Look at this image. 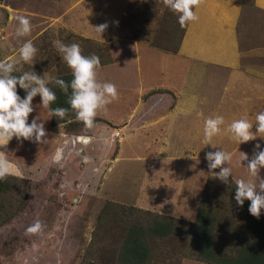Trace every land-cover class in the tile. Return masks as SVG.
Masks as SVG:
<instances>
[{"label": "rangeland", "instance_id": "374dc122", "mask_svg": "<svg viewBox=\"0 0 264 264\" xmlns=\"http://www.w3.org/2000/svg\"><path fill=\"white\" fill-rule=\"evenodd\" d=\"M102 1L108 7L110 6V11L105 5L101 7L104 23L112 21L117 25V33H114L109 41L132 40L166 53H172L169 50L176 47L178 40L176 28L178 17L169 11L161 0H120L123 2L122 9L120 8L115 16H111L112 18L106 15L110 14L114 2L112 0ZM5 2L14 9L15 3L30 8L32 1L5 0ZM72 2L74 0H51L48 5L45 1L38 4L35 2V6L43 11L47 9L50 16L61 17L64 10ZM87 2L92 4L91 0H87ZM242 4L243 9L239 24L242 36L241 46L244 50L242 66L259 65L264 69V15L262 14L263 16L260 17L258 12L253 11L252 0H242ZM3 5L4 2L2 6L0 5V27L7 18L4 14ZM63 17L66 18V16ZM169 31L171 35L167 37ZM257 31H261L263 35L257 34ZM69 35L70 32L60 31L58 39L66 45L78 44L84 56L92 55L88 54L91 50L96 53L97 49H101V44L107 46L108 54L111 52L108 41H102L103 43L100 44V41L96 42L91 39L87 41L79 37L81 42L73 37L69 39ZM27 39H30V35L27 36ZM51 40L41 36L40 40L32 41L38 51L32 63L27 67L30 68L28 72H36L45 79L70 70L60 58ZM92 43L98 44L96 48L92 46ZM2 45L3 42H0V50H2ZM157 45H165L169 49L162 50ZM252 46H258L262 54H247L248 49L246 47ZM161 51H159L160 54L149 49L136 51L133 45L129 43L124 47L117 45L114 53L118 54L121 70L119 74L114 72L113 75L123 79L121 87L117 89L119 98L107 105L106 110L99 111L98 114L101 113L106 118L114 117L113 123L118 125L119 117L127 116L133 104L139 101V98L140 100L144 99L136 93L139 78H143V84L146 86L151 85L152 87V85L163 84L166 78L160 72L163 67L167 66L161 62L162 55H168ZM137 54H141L140 58H137ZM99 58L100 62H103L105 56ZM181 63L182 58L179 56L178 65L180 67L182 66ZM23 68L25 69L24 64ZM149 68H157L158 73L149 75L146 73ZM110 74L112 76V72ZM99 75L97 72L98 82H100ZM207 78H205L204 83L210 82ZM220 80L221 77L217 76L216 81ZM200 83L203 82L200 81ZM218 86H214V90L210 89L207 92L208 95L205 97L208 100H216L219 97L221 92L218 90ZM127 89L129 90L125 91ZM205 93L204 90H198L197 95ZM24 94L26 93L23 90L22 97ZM158 98L172 99L167 93L158 96ZM99 127H104L105 132H102ZM113 128L112 125L107 127V124L97 118H95L94 126L91 129L86 128L82 122L75 120L71 124L55 126L53 139L43 138L46 139L44 143L23 140L20 154L17 153L16 156H12L14 154L10 151L11 156L9 155V157L19 159L13 160L14 164L10 162L14 166L13 174L19 170L20 175L18 176L28 180L29 192L26 202L12 214L13 216L7 223L0 226V264H80L106 202L113 201L134 206L133 203L136 198L134 187L142 179L144 175L143 166H145V162L139 161L140 158L137 157L146 156V154H140L144 150L143 143H146L147 138L142 139L135 136L128 140V136L123 139L124 142L122 140L109 142L106 137L110 135ZM123 134L126 135V132ZM83 138H85L84 141ZM51 141H53L52 144ZM148 141L150 144V140ZM121 147L122 152H120ZM151 149L150 147L149 150ZM57 150H60L58 160L54 159ZM238 158L239 155H232L230 163L236 164L234 162ZM196 162L203 163L194 160L193 163L189 164V167L196 166ZM241 163L247 165L246 162ZM156 164L164 166L160 168L164 171L155 170L154 174L161 171L180 176L178 156H172L166 161L157 160ZM236 165L241 169L242 174L247 173L245 166L239 163ZM141 167L142 169H140ZM188 173L194 175L192 171ZM259 174L261 175L259 178L264 179V168L260 170ZM198 176L203 177L204 175L199 172ZM195 180L192 178L193 182ZM200 183L191 185L187 184L186 181L185 186L192 187L195 192ZM220 184V180L209 174L207 182L200 190V199L204 189L210 191ZM174 186L178 187V182ZM177 190L178 188H173L171 198L164 196L162 199L165 202L162 205H169L168 210H172V215L178 213L175 211L178 208ZM261 212L264 213V209ZM173 217L177 218V216ZM37 220L44 225L43 230L37 234L25 235V230ZM108 234L110 232L107 233L106 237ZM179 242V238L178 245L173 240L160 241L158 250H162L156 255L155 264H210L184 256V251L175 249L180 245ZM103 243L104 240L101 241V244Z\"/></svg>", "mask_w": 264, "mask_h": 264}, {"label": "crops", "instance_id": "0c3cea01", "mask_svg": "<svg viewBox=\"0 0 264 264\" xmlns=\"http://www.w3.org/2000/svg\"><path fill=\"white\" fill-rule=\"evenodd\" d=\"M31 1L30 8L15 3L13 9L5 0H0L1 6L4 2V14L7 16L0 27V42H3L2 50H0V60L18 61V51L23 42L40 40L41 36L50 38L53 42L59 40L58 34L60 31L70 32L68 38L73 37L78 41L80 40L79 37L82 40L87 38L96 42L100 41L99 43L108 41L111 48V52L108 54L110 62H100L101 66L96 71L100 74L101 83L110 82L119 89L123 79L113 75L114 72L119 74L121 70L118 54L114 53L117 45L124 47L129 43L133 45L136 51L149 49L160 54L159 51L161 50L140 44L137 41H109L113 34L117 33V25L112 21L106 23L108 26L100 36L94 27L104 24L101 7H104L105 3L102 0H91L92 4H88L87 0H74L64 10L61 17L50 16L47 9L43 11L35 6V2L38 4L45 1L48 5L51 0ZM112 1L114 4L111 12L106 15L109 18L115 16L123 6V2H120V0ZM105 6L110 11V6ZM242 9V0H204L202 5L194 9L198 19L187 24L177 52L166 53L161 51L168 55H162L163 59L161 61L167 66L163 67L160 72L165 75V82L151 87V85L146 86L143 84V78H139L136 93L144 99L140 100L139 98V101L133 104L127 116L119 117L118 125L113 123L114 117L106 118L101 113L97 114L96 118L107 124V127L110 125L114 127L112 131L114 129L120 130L121 136L115 141H123L128 136V140L135 136L142 139L147 138L146 143H143L144 150L140 154H146V156L137 157L140 158L139 161L145 162V166H143L144 175L142 179L134 187V191L136 190L134 206L171 216L173 214L171 213L172 210H168L169 205H162L165 203L162 199L164 196L171 198L172 189L178 188V208L175 209L178 213L172 216L194 220L200 201V190L209 177L205 154L210 151L223 150L230 153L231 156L239 155L240 158V152H244L248 154L250 160L255 144L259 143L261 148H264V140L259 137L256 140L237 145L223 131L233 120L247 118L249 121H253L255 114L264 110V69L259 65L242 66L244 50L241 46L242 36L239 27ZM252 9L262 17L264 15V0H252ZM21 12L23 14H18ZM19 15L28 17L31 22L30 39H27V36L20 38L15 36V29L18 24L16 17ZM63 16H66V18ZM257 34L263 35L261 31H257ZM248 38L250 37L248 36ZM246 48L248 49L247 54H262L258 46ZM140 56L141 54H137V58H140ZM179 56L182 58L181 67L178 65ZM151 60L153 61L152 54ZM29 65L24 64L25 69L20 68L13 75L18 76L25 71L28 72L30 68L27 67ZM147 70L146 73L149 75L158 73L157 68ZM111 72L112 76H110ZM217 76L221 77L220 81H216ZM205 78L210 82L204 83ZM200 81L203 83H200ZM214 86H218L221 94L216 100H208L205 96L208 95L207 92L210 89L214 90ZM198 90H204L206 93L197 95ZM17 91L22 97L23 89L17 87ZM165 93L169 94L172 99L158 98V96ZM32 105L34 111L29 115L28 122L30 123L33 118L37 117L39 118L38 122L43 120L46 130L45 138L53 139L55 126H50L48 110L40 106L39 95L33 98ZM217 115L224 117L225 123L221 126L222 131L212 139V144L215 146L211 144L204 145V122L206 119L214 118ZM99 129L105 132L104 127H99ZM252 130L255 131V125H253ZM122 132H126V135ZM148 140H150V144ZM22 142L23 140L17 141L16 138H13L6 148H0V151L7 152V159L12 164H14L13 160L17 161L19 159L9 157L10 151L14 154L12 156H16L17 153L20 154ZM150 147L151 150H149ZM120 152H122V147ZM172 156H178L180 176L163 173L161 171L164 170L160 168L164 166L156 164L157 160L166 161ZM239 158L234 163L237 164ZM194 160L203 163L196 162V166L189 167V164L193 163ZM242 162L248 163L247 160ZM236 164L229 162L224 165L232 169V176L230 177L234 182L239 179L247 180L248 174H242L241 169ZM155 170L161 171L154 174ZM189 171H192L194 175H189ZM214 171H219V169H214ZM199 172L204 176H198ZM192 178L196 179L195 182L192 181ZM186 181L187 184L191 185L197 182L201 183L194 192L192 187L185 186ZM177 182L178 187H173ZM261 214L264 213L261 212Z\"/></svg>", "mask_w": 264, "mask_h": 264}, {"label": "clouds", "instance_id": "9594fccd", "mask_svg": "<svg viewBox=\"0 0 264 264\" xmlns=\"http://www.w3.org/2000/svg\"><path fill=\"white\" fill-rule=\"evenodd\" d=\"M163 5L178 17L181 28L189 22L196 21L198 16L194 11L203 4L204 0H161ZM18 24L15 29L17 38L26 37L31 33V22L28 17L19 15L16 17ZM107 24L95 26V31L101 34L107 28ZM60 55L62 61L70 69L72 79L66 82L63 79L49 76L47 79L41 77L36 72H23L21 75H13L22 68L23 64H31L38 49L31 40L23 42L18 51L19 60H0V148H6L8 143L16 138L17 141L28 140L37 143L46 142V130L44 121L38 122V117L33 118L29 123V115L34 111L32 102L37 95L40 96V106L48 110L49 118L58 117L64 119L69 115V111L74 114L75 119L91 129L94 120L101 110H106L107 105L119 98L115 84L110 82H98L96 69L101 66L100 58L92 54L82 55L78 44L66 45L60 40L52 42ZM19 64V67L17 66ZM52 84L58 87L67 97L68 108H51V104L57 99L56 93L48 87ZM17 87L26 93L24 97L18 94ZM71 90V91H69ZM223 116L208 118L203 127V144H212V139L221 133V126L224 125ZM255 125V131H253ZM231 141L237 145L256 140L257 137L264 140V110L255 114L254 120L247 118L235 119L223 129ZM238 163L248 161L245 166L248 179L237 180L235 186L234 199L239 206H243L244 201H250L249 213L259 219L261 210L264 209V179L259 178V173L264 168V148L259 143L254 145L252 158L249 160L248 154L240 152ZM7 152L0 151V180H5L13 174V165L7 159ZM60 150L54 159H59ZM208 162L209 174L228 184L229 177L232 176V169L228 164L232 156L223 150L210 151L205 154ZM219 169L218 172L212 170ZM20 175L19 170L15 172ZM44 225L37 220L33 225L25 230V235L37 234L43 230Z\"/></svg>", "mask_w": 264, "mask_h": 264}, {"label": "trees", "instance_id": "16d2710c", "mask_svg": "<svg viewBox=\"0 0 264 264\" xmlns=\"http://www.w3.org/2000/svg\"><path fill=\"white\" fill-rule=\"evenodd\" d=\"M186 27L181 28L177 23L178 40L176 47L169 50L172 53L179 49ZM170 35L171 32H167V37ZM84 40L88 41L87 38ZM97 45L92 43L94 48ZM100 47L96 53L91 50L88 54L105 56L103 63L110 62L107 46L101 44ZM157 47L169 49L165 45ZM54 77L66 82L72 79L70 70ZM48 87L57 96L50 107L68 108L66 95L52 84ZM75 120L70 110L64 119L49 118V124L54 127L71 124ZM28 184L26 178L16 174L0 180V226L7 223L26 202ZM235 186L229 177L228 184L221 182L213 190L204 189L192 221L136 206L106 202L80 264H155L156 255L162 250H158V243L173 240L178 245V238L180 245L175 249L184 251V256L206 263L264 264V216L261 214L259 219L253 217L248 211V200L243 206L237 205Z\"/></svg>", "mask_w": 264, "mask_h": 264}, {"label": "built area", "instance_id": "2783aa9c", "mask_svg": "<svg viewBox=\"0 0 264 264\" xmlns=\"http://www.w3.org/2000/svg\"><path fill=\"white\" fill-rule=\"evenodd\" d=\"M120 136H121V132H120V130H119V129H114V130L112 131V133L106 137V139H107L109 142H114V141L117 140Z\"/></svg>", "mask_w": 264, "mask_h": 264}, {"label": "water", "instance_id": "95a60500", "mask_svg": "<svg viewBox=\"0 0 264 264\" xmlns=\"http://www.w3.org/2000/svg\"><path fill=\"white\" fill-rule=\"evenodd\" d=\"M85 140V138H83V141Z\"/></svg>", "mask_w": 264, "mask_h": 264}]
</instances>
